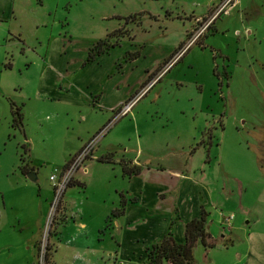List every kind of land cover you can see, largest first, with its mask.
Segmentation results:
<instances>
[{
	"label": "rangeland",
	"instance_id": "374dc122",
	"mask_svg": "<svg viewBox=\"0 0 264 264\" xmlns=\"http://www.w3.org/2000/svg\"><path fill=\"white\" fill-rule=\"evenodd\" d=\"M13 1L12 19L0 17V264L108 260L107 248L116 244L111 222L104 228L108 203L123 178L121 164L135 155L166 165L191 155L197 173L205 169L213 178L221 171L217 184L209 177L212 194H206L218 245L207 255L199 243L196 263L213 257L214 264H264L263 243L253 261L246 254L247 235L264 232V0H242L202 33L218 0ZM120 27L111 46L122 45L105 66L114 67L122 53L142 54L110 81L96 82L104 86L102 105L92 98L70 106L55 90L40 89L70 86L81 94L79 64ZM130 88L133 96L108 107ZM13 101L22 107L24 129L13 125ZM86 149L83 163L69 172ZM25 163L37 180L23 171ZM57 167L68 185L55 201ZM63 201L70 204L67 214ZM221 213L237 216L235 238ZM221 233L233 240L225 243Z\"/></svg>",
	"mask_w": 264,
	"mask_h": 264
},
{
	"label": "crops",
	"instance_id": "0c3cea01",
	"mask_svg": "<svg viewBox=\"0 0 264 264\" xmlns=\"http://www.w3.org/2000/svg\"><path fill=\"white\" fill-rule=\"evenodd\" d=\"M217 3L218 2L214 4V7H216ZM240 3H242V0H239L237 5ZM2 7L5 10L0 12V17L7 16L10 17L9 19H12L11 16L16 14V5L13 0H2ZM121 45L117 44L111 46L107 51L99 54L94 61L83 66V62L89 51L87 52L86 57L78 66L80 69L77 70L79 73L77 76L79 78L78 84L81 85L78 87L82 88L81 94L79 92L77 93V90H74L75 88L70 86H43L40 87V89L44 91L55 90L58 100H62V102L70 106L88 104L92 98H95L96 102L102 105L106 99L103 92L104 86H97L98 84L96 82H99L100 79L103 81H110L112 76L123 71L127 64L137 60V53H140L139 55L142 54L141 50V52H137L133 54L132 57L127 58L126 53H122L114 57V67H106L105 65L109 62L113 52ZM118 63H121L120 66H118ZM152 82L149 84H152ZM131 90L130 88L129 91H125L123 94L119 95L117 97L119 100L114 104H110L108 107L112 110L118 108L123 101L134 95ZM196 149L191 152H197ZM136 156L137 155L125 159L131 165H140V172L133 173L129 175L128 178L126 174L123 173L121 181L115 183L116 191L113 197L114 200L108 203L107 218L104 228L107 223L111 222V228L116 232L114 235L116 244H114V247L107 248L108 251H106V254L108 260L103 259L104 262L102 261V263L100 261L99 264H148L147 247L161 239L169 229H172L175 239L178 242H184L186 221L199 216L203 207L209 212L208 221L210 217H212L209 223L211 224L214 222L215 214L212 213V206L210 207L213 200L209 199L210 194H212L209 177L214 179L215 184H217L221 176L224 177L221 171L218 172L215 170L213 178L206 173L205 169H203L201 173H197L196 168L198 169V167L192 163L190 164L191 155L187 156V158L181 155L182 158L179 160V164L174 165H166L159 161H157L156 164L150 161V157L143 160ZM92 157L98 160L100 156L95 154ZM207 160H209V158ZM116 161V163H118V160ZM101 163L107 164L105 162ZM209 164V171L213 173V169H211L212 163ZM117 167V164H115L114 171L116 173ZM121 170L123 171L122 164ZM85 172H83V175L88 174H85ZM76 179L83 182L85 186L84 179L80 177H76ZM247 188L248 187H246V189ZM122 193L124 194L123 197L127 200L125 212L107 221L112 210L120 206ZM206 194L209 197H206ZM232 196L234 197L235 195ZM227 201L225 203H227ZM229 203H231V201H229ZM63 204L62 210L67 214L70 210V204L68 201H63ZM225 217V214L221 213L220 223H223ZM235 218H237V216H235ZM209 223L208 230L211 233V238L216 240L218 237L214 234ZM236 227L240 230H244L241 225ZM101 230H103V228ZM230 231L235 238V224H233ZM225 233H227L226 230ZM220 237L225 239V243L228 239H232L231 236L228 237L224 233H221ZM247 240L250 242V246L246 254H248V258L250 257V260L253 261L251 256L255 255L254 252L258 247H262V243L264 244V232L253 230L247 235ZM203 247L207 255L212 253V247L206 248L204 245ZM101 257H103V255H101L100 258ZM210 264H214L213 257H210Z\"/></svg>",
	"mask_w": 264,
	"mask_h": 264
},
{
	"label": "trees",
	"instance_id": "16d2710c",
	"mask_svg": "<svg viewBox=\"0 0 264 264\" xmlns=\"http://www.w3.org/2000/svg\"><path fill=\"white\" fill-rule=\"evenodd\" d=\"M122 31H124L122 30V27L116 28L107 33L103 38L96 41L89 48L83 66L94 61L99 54L107 51L114 43L112 41L113 37L121 35L119 33H122ZM137 54L139 55L140 53ZM12 114L13 125L24 129V113L22 107L16 104L15 101L12 102ZM23 146L25 152H28L29 144L25 143ZM22 159L25 160L24 157H22ZM22 169L27 173L30 170L28 163L23 164ZM122 169L123 173L129 176L133 173L140 172L141 166L137 164L131 165L130 163L125 162L122 164ZM126 204L127 200L122 197L120 200V206L112 210L107 221L124 213ZM208 216L209 212L203 207L199 216L186 221L184 242H178L175 239L172 229H169L161 239L150 244L147 247L148 264H197L194 250L199 243L203 244L206 248L218 245L217 241L211 238V233L208 230Z\"/></svg>",
	"mask_w": 264,
	"mask_h": 264
},
{
	"label": "built area",
	"instance_id": "2783aa9c",
	"mask_svg": "<svg viewBox=\"0 0 264 264\" xmlns=\"http://www.w3.org/2000/svg\"><path fill=\"white\" fill-rule=\"evenodd\" d=\"M239 3V0H219L215 10L211 16V20H209L205 26L201 29V33L204 32V30L210 25L211 21L214 20L216 17H218L222 13H227ZM199 33L198 36L201 34ZM134 101L128 103L125 105L123 113L128 112L133 104ZM88 149L82 151L76 158L74 157L73 162L71 164V167L69 168L70 171H74L75 169L79 168L80 165L83 163V160L86 157V154ZM56 173H53L51 175V179L54 180V186L56 189V199L55 201H58L60 197L63 195L64 191L67 188L68 185V179L66 177V174L63 173L62 169L60 170L58 167L55 169ZM59 172V173H58ZM235 218V214H230L226 216L223 220L224 227H231V222Z\"/></svg>",
	"mask_w": 264,
	"mask_h": 264
},
{
	"label": "water",
	"instance_id": "95a60500",
	"mask_svg": "<svg viewBox=\"0 0 264 264\" xmlns=\"http://www.w3.org/2000/svg\"><path fill=\"white\" fill-rule=\"evenodd\" d=\"M27 175H28V177H29L30 179H32V180H37V174H36L35 171H33V170H29V171L27 172Z\"/></svg>",
	"mask_w": 264,
	"mask_h": 264
}]
</instances>
